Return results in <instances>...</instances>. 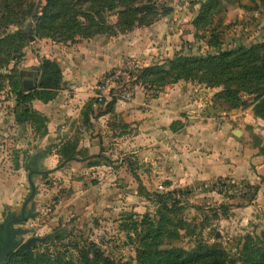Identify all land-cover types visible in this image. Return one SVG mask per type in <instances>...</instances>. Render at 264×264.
I'll use <instances>...</instances> for the list:
<instances>
[{"label":"rangeland","instance_id":"obj_1","mask_svg":"<svg viewBox=\"0 0 264 264\" xmlns=\"http://www.w3.org/2000/svg\"><path fill=\"white\" fill-rule=\"evenodd\" d=\"M67 1L101 24L89 10L90 3ZM210 1L138 0L137 7H154V11H143L146 18L132 30H118L117 12L122 9L118 8L102 13L106 33L90 37L79 34L71 39L67 38L64 22L52 28L47 25L49 36L44 37L36 19L30 16L22 20L20 29L28 40L0 70V250L8 248L6 226L11 221L12 239L19 245L32 241L28 250L61 256L77 264L87 257H106L119 264H148L143 253L145 244L152 242L148 234L160 226L162 249L191 250L200 242L217 243L237 257L247 235L264 245V171L255 175L253 170L264 153L261 136L253 126L254 120L264 121L254 110L264 94L232 86L245 103L233 108L218 97L225 87L203 82L202 73L198 78L166 86L135 85L132 80L137 81L145 67L167 65L168 59L177 54L206 57L239 46L264 48L261 0H214L205 17L202 9ZM11 3L19 17L20 11L31 8L33 13L39 10L41 16L46 0H21L18 4L22 8H16L17 2ZM203 16L206 19L196 27L195 21ZM78 19L83 26L91 27L86 18ZM18 29L0 20V36ZM136 29H151L146 30V42L155 49L154 56L147 61L125 56L121 65L107 70L97 82L92 80L91 89L98 91V96L94 94L81 109L84 100L77 95L85 90L76 89L64 78H71L73 73L83 76L85 67L91 73L95 67L102 70L108 66L104 60L109 57V39ZM258 54L263 56L264 49ZM44 60L55 62L62 73L59 89L45 90L54 96L49 108L54 111L56 105L74 103L76 114L71 122L50 123L35 109L33 102L37 99L18 98L21 71H35L37 85ZM257 65L262 66L261 62ZM114 71L119 73L118 80L112 78L106 84L104 77ZM121 86L127 89L126 98L113 95ZM138 90L141 100L135 102V110L145 115L142 118L136 114L129 122L121 116L118 119L113 108L112 115L98 121L96 127L85 125L83 111L89 102L93 101L95 114L100 116L112 98L125 106V102L137 98ZM25 109L39 115L27 116ZM245 111L250 115L243 119ZM89 142L88 152L79 148ZM69 143L78 146L76 159L60 156L47 164L40 160L36 169H31L32 155L43 148L59 154ZM206 157H214V167L224 166L229 160V168H236V174L217 171L195 179ZM135 174L149 196L141 191ZM30 180L35 193L25 208V219L20 221L23 205L32 195ZM163 203L168 209L162 207Z\"/></svg>","mask_w":264,"mask_h":264},{"label":"trees","instance_id":"obj_2","mask_svg":"<svg viewBox=\"0 0 264 264\" xmlns=\"http://www.w3.org/2000/svg\"><path fill=\"white\" fill-rule=\"evenodd\" d=\"M0 0V20L7 27L19 26V29L14 33L6 32L3 36H0V70L4 68V64L13 52L20 53V50L24 47V42L28 40V36L20 29L23 24L22 20L32 16L36 19L38 26L43 32V36H49L45 32L49 27H54L57 22H64L63 27L67 30V38L71 39L79 34L90 37L93 34H103L107 31L102 25H105V18L102 13L105 10L114 11L118 8H122L117 12L119 17L118 30L121 32H127L135 28L144 18L142 13L145 10L149 12L154 11V7H137L135 4L138 0H85L91 4L90 11L100 18L101 24L95 21V17L87 11H77L75 5L67 0H46V4L42 7V15H39V10L33 13L31 8L29 11H20L21 17L15 13L12 8L11 2H17L16 8H22L23 6L18 4L21 0ZM264 3V0H261ZM92 3L97 7L94 9ZM214 0H211L208 5H205L202 11L203 15L208 14L210 7L212 8ZM61 4V5H60ZM3 9V10H1ZM2 11V12H1ZM34 14V15H32ZM141 14V17H137ZM86 18L91 27L83 26L79 21V17ZM206 18L201 17L195 21V26L198 27L200 21ZM151 22V21H149ZM148 22V23H149ZM94 31H89L90 28H94ZM111 34H116L111 31ZM264 48H251L246 49L239 46L234 51H228L224 53H218L217 55L209 54L206 57L192 56L186 57L177 54L174 58L168 59L167 65H159L153 67H145L142 69V73L137 76V81L133 80V83H142L152 85L159 84V86H166L170 83L178 82L182 79L198 78L199 74H203V82H207L212 86H224L225 89L218 94L220 99H223L226 103H231L233 108H239L244 105V101L239 97L238 91L232 89V86H238L244 90H253V92H259L264 94V55L260 56L258 52ZM5 58H1L2 55ZM261 62V67L257 64ZM115 73H109L107 76H111ZM1 76V74H0ZM62 81V73L59 66L50 60H44L41 68V78L36 85V90L25 92L22 88L18 89L17 94L19 99L23 100H41L43 102H50L53 99V95L45 90H56ZM35 98V99H34ZM106 101V100H105ZM104 102V101H103ZM117 99L112 98L108 101L105 107V113L113 111L114 104ZM255 113L258 117L264 119V98L254 107ZM27 116H38L35 112H29L28 109L24 110ZM102 114V113H101ZM95 115V108L93 101L86 105V109L83 111V119L85 125H91V117ZM50 150L39 152L31 157V169L35 170L38 162L48 156ZM77 152V154H76ZM78 146L69 143L65 146L63 152H59L61 157L66 159L75 158L78 156ZM141 191L145 196H149L148 191L142 184L138 175H134ZM164 209H168L166 204H162ZM161 222V221H160ZM162 226L156 230H151L148 236L152 237V242L146 243L143 253L145 254L146 263L148 264H264V245L258 244L252 235H247L237 257H232L231 253L223 248L219 244L209 245L207 243H197L191 250L170 248L162 249L160 232ZM61 234H56L55 237H60ZM50 238V237H48ZM5 264H77L71 260L60 257H54L48 253H35L33 250H25L12 253L8 256ZM82 264H119L115 260L106 257H96L90 259L87 257Z\"/></svg>","mask_w":264,"mask_h":264},{"label":"crops","instance_id":"obj_3","mask_svg":"<svg viewBox=\"0 0 264 264\" xmlns=\"http://www.w3.org/2000/svg\"><path fill=\"white\" fill-rule=\"evenodd\" d=\"M148 32L151 31V29H136L134 30L132 33L129 34H124V35H120L119 37H112L109 39L108 41V51H109V57L105 58L104 61H107V63H109L108 66L104 67L102 70H98L99 67H95L93 68L94 70L89 71V69L87 67H85L82 71L83 76L81 77H76L75 74H72V77H65L64 80H69V82L71 84L74 85V87L77 89V87L83 88V92H81V94H78L77 96L81 95L83 97V102L81 103L80 107L82 109V107L85 105V103L88 101V99L93 98L94 94L96 95V92L98 93V91L95 92V89H91L93 81L98 80V78H100L102 75H104L107 70H110L113 67H116L118 65H121L122 60L124 59L125 56L127 57H134V58H139L140 60H150L155 53V49L152 48L150 49L147 46V31ZM160 48H164L163 47H159L158 50H163ZM152 52V53H151ZM161 52H165V51H161ZM158 54V51L156 52ZM126 57V58H127ZM171 57V56H169ZM86 64V62H84ZM65 74V73H63ZM93 80V81H92ZM91 81V82H90ZM82 85V86H81ZM90 87V88H88ZM141 93L140 90L136 91V97L137 98H133L131 100V102H125V106H122L121 104L123 102H116L114 104V111L121 117H124L126 120H128L127 122L133 120V118L135 117L136 114L140 115L142 118L143 116H145L144 114L138 112L135 106V102L137 100H141V95H139ZM98 96V95H96ZM53 101L50 102H43L41 100H35L33 102L35 109L39 110V112L43 113L44 116H47V119H49L50 123L53 122L56 125H59L60 123L64 122V123H68L71 122V118L72 116H74L76 114L75 111H73V106L74 103H70L69 105L66 104H60V105H56V109L54 111H51L49 108V105L52 104ZM54 107V106H53ZM80 110V109H79ZM163 110V109H162ZM78 111V110H77ZM80 112V111H79ZM113 111L111 112H107L105 113V109L103 110L102 114H100V116L96 113L95 115L97 117H91V125L89 126H93L96 127L95 125L99 124V122H101L104 118H107V116L109 117V115H112ZM243 115H241L243 119H245V117H248L250 115V111H245L242 112ZM65 114V115H64ZM160 113H158L159 115ZM109 119V118H108ZM254 120V119H253ZM99 121V122H98ZM256 123L255 125H253L256 129V131L260 134L261 139H262V145L264 147V121L262 120H254ZM49 131H52V129L49 127ZM62 133H65V130L63 129L61 131ZM53 133L49 134V136H52ZM95 142V141H93ZM94 144V143H93ZM101 144V142H99V145ZM90 145H92V143H84V145H80L79 148H84V152H88V149H90ZM48 149L43 148L42 151H45ZM49 151V150H48ZM50 153V152H49ZM37 154V153H36ZM33 156V155H32ZM60 157V155L56 152H52L51 154H48V156H46L45 158H42L41 160H44V163L47 164V162H50L52 160H54V158H58ZM262 157V159L260 158ZM260 157L257 159V163H255V166L253 168L255 175H260L261 172L264 171V153L260 155ZM90 157L85 156V159H89ZM214 157H206L203 162L201 163L200 167H198V172L197 175L195 177L198 179L201 178H205L211 175V173L213 172H217V171H221L223 173H229V174H233L235 175L237 172V169L234 168V170L231 171V169L229 168V160H225V165L221 166V167H214L213 166V159ZM223 159V158H222ZM81 160V159H80ZM83 160V159H82ZM215 174V173H214Z\"/></svg>","mask_w":264,"mask_h":264},{"label":"water","instance_id":"obj_4","mask_svg":"<svg viewBox=\"0 0 264 264\" xmlns=\"http://www.w3.org/2000/svg\"><path fill=\"white\" fill-rule=\"evenodd\" d=\"M21 76V86L22 89L26 92H30L36 89V77H37V73L35 71H28V70H24L21 71L20 73ZM239 131H236V134H239ZM76 159V158H75ZM38 173L39 171H32V173ZM31 186H32V195L29 197V199L24 203L23 208H22V214L21 217L19 218L20 221H23L25 219V208L27 206V203L30 201L31 197L34 195L35 193V185L34 183L30 180ZM13 221H11L10 223L7 224L6 226V232H7V238H8V242H9V246L7 249H1L0 250V263L5 260L9 255H11L12 253L15 252V250H20V251H24V250H28L29 247L31 246V242H28L27 244H23V245H19L18 242L13 241V235H11L10 232V225Z\"/></svg>","mask_w":264,"mask_h":264},{"label":"built area","instance_id":"obj_5","mask_svg":"<svg viewBox=\"0 0 264 264\" xmlns=\"http://www.w3.org/2000/svg\"><path fill=\"white\" fill-rule=\"evenodd\" d=\"M115 79L114 81H117L118 78H119V73L118 72H115L113 75L111 76H106L104 77V80H105V83L106 84H109L111 83V80ZM114 96L116 97H120V98H126L128 96V93H127V89H123V86H121L120 88H118L115 93H113ZM112 96V94H111Z\"/></svg>","mask_w":264,"mask_h":264},{"label":"flooded vegetation","instance_id":"obj_6","mask_svg":"<svg viewBox=\"0 0 264 264\" xmlns=\"http://www.w3.org/2000/svg\"><path fill=\"white\" fill-rule=\"evenodd\" d=\"M7 241H8V239H7ZM8 246H9V242H8Z\"/></svg>","mask_w":264,"mask_h":264}]
</instances>
